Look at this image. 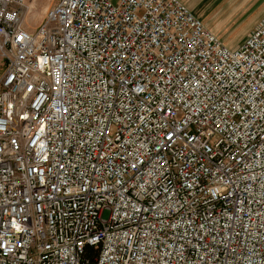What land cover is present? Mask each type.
Returning a JSON list of instances; mask_svg holds the SVG:
<instances>
[{"label":"built area","instance_id":"obj_1","mask_svg":"<svg viewBox=\"0 0 264 264\" xmlns=\"http://www.w3.org/2000/svg\"><path fill=\"white\" fill-rule=\"evenodd\" d=\"M26 1L0 0V264H264V21L232 49L181 0L34 31Z\"/></svg>","mask_w":264,"mask_h":264},{"label":"rangeland","instance_id":"obj_2","mask_svg":"<svg viewBox=\"0 0 264 264\" xmlns=\"http://www.w3.org/2000/svg\"><path fill=\"white\" fill-rule=\"evenodd\" d=\"M118 4L120 0H111ZM59 0H27L24 24L34 31L41 26L48 12ZM205 26L230 48H238L245 38L264 21V0H190ZM193 5V6H192ZM1 67V64H0ZM3 70L0 68V76ZM105 219L108 217L106 213Z\"/></svg>","mask_w":264,"mask_h":264},{"label":"crops","instance_id":"obj_3","mask_svg":"<svg viewBox=\"0 0 264 264\" xmlns=\"http://www.w3.org/2000/svg\"><path fill=\"white\" fill-rule=\"evenodd\" d=\"M182 1V3H184V5L186 6V7H188L189 8V10L196 16V17H198V13H197V8L195 7V6H193V7H191V3L189 2L190 0H181ZM211 31V30H210Z\"/></svg>","mask_w":264,"mask_h":264}]
</instances>
